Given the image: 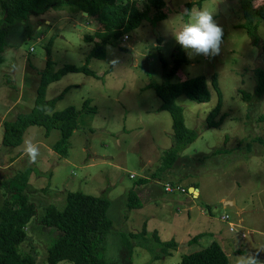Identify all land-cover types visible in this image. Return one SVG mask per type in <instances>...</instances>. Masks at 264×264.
<instances>
[{
    "label": "rangeland",
    "instance_id": "rangeland-1",
    "mask_svg": "<svg viewBox=\"0 0 264 264\" xmlns=\"http://www.w3.org/2000/svg\"><path fill=\"white\" fill-rule=\"evenodd\" d=\"M136 1L141 11L148 8L142 26L108 44L102 58L89 60L96 43L86 40V35L101 30L99 24L66 7L34 15L28 22L5 25L0 181L29 169L37 177L27 194L37 205L38 216L28 227L21 251L36 256L38 264H50L47 247L57 232L43 225L46 210L53 206L62 212L69 193H83L111 202L108 215L112 229L104 252L110 264H182L185 254L214 241L223 244L231 264H240L250 254H258L256 258L264 262V144L255 141L264 139V97L244 98L245 94L254 95L255 70L264 68V20L254 15L264 0H208L202 7L201 0H161L166 4L163 20L148 0ZM189 4L192 10H188ZM201 8L212 11L223 29L219 55H190L174 40V33L189 14ZM250 24L257 26V44L246 28ZM49 48L52 70L65 64L89 63L97 76L70 73L47 88L46 100L64 94L56 111L72 106L82 112L80 128L71 137L69 155L64 158L53 149L61 137L58 130L47 134L43 127H32L25 141L33 143L40 154L37 162L31 163L22 155L24 144L6 148L3 126L33 110ZM161 55L169 70L177 66L173 83L207 76L213 98L203 104L188 95L179 98L187 125L199 132V139L182 154L174 170L159 175L157 182L140 185L141 180L158 174L163 152L174 146L173 117L161 110L162 100L153 88L165 81ZM214 75H218L223 94L219 120H225L220 128H210L207 122L220 102ZM88 100L96 109L93 114L85 111ZM166 181L201 188V198H189L196 201L191 215L183 203L185 195L165 193ZM132 192L139 196L141 209H128ZM223 199L235 201V206L226 205ZM3 203L0 191V207ZM225 216L237 227L236 232L231 231ZM146 224L145 242L149 246L138 245L135 238L124 239L142 233ZM155 234L162 243L175 240L179 246H166L163 251L162 244L154 240ZM200 235H204L202 240L192 241Z\"/></svg>",
    "mask_w": 264,
    "mask_h": 264
},
{
    "label": "trees",
    "instance_id": "trees-1",
    "mask_svg": "<svg viewBox=\"0 0 264 264\" xmlns=\"http://www.w3.org/2000/svg\"><path fill=\"white\" fill-rule=\"evenodd\" d=\"M206 1L208 0H201L199 5L202 7ZM148 2L156 8L159 19H165V15L162 14V10L166 7L164 1L148 0ZM63 7L68 8L72 13L88 14V17L94 19L100 26L101 30L86 35L87 41L96 43L89 60L94 57H104L108 44L130 31L140 29L148 9L145 12L141 11L136 0H0V75L5 62L4 51L7 45L6 23L28 22L34 15L42 16L51 10H59ZM193 8L192 4L188 5V10ZM254 15L264 20V6L255 10ZM246 28L253 38V42L259 43L258 36H256L257 26L250 24ZM48 52L47 68L41 72L34 108L29 113L20 114L16 120L4 123L3 142L6 147L17 148L23 145L26 133L31 127H43L47 134L58 130L61 137L53 148L62 157L67 158L69 142L80 128L82 112L72 106L62 111H56V104L64 94L55 99L46 100L47 88L70 73L97 75L89 63L83 66L65 64L57 70H52L50 48ZM161 59L163 68L166 69L165 81L161 85H153V88L162 100L161 110L168 112L173 117L174 146L163 152L160 158V168L156 174L158 178L161 177L159 175L174 170L182 154L200 136L196 129L187 125L185 109L179 105V98L188 95L193 101L201 104L209 103L213 98L207 76H198L183 83H173L172 78L177 72V66L169 70L168 61H165L162 55ZM255 78L257 82L255 93L254 95L245 94L246 100H251L253 97H264V68L255 70ZM213 85L220 95V102L209 115L207 122L210 128H220L225 118L219 120L223 110V94L218 75H214ZM91 104V100L86 102L85 111L93 114L96 109L91 107ZM255 141L264 144L263 138H257ZM248 145L250 146V144ZM32 175V171L27 170L18 173L14 178L0 181V191L3 192L5 198V203L0 207V264H38L36 256L21 251V245L28 238V227L38 216L37 205L31 202V197L27 194V191L30 190L29 183ZM152 180L157 181L158 179ZM149 182L150 180L144 179L141 180L140 185ZM168 183L177 184L175 182ZM196 188L199 189L198 185ZM110 206L111 202L106 197L96 198L83 193H69L66 196V205L62 212L49 206L43 225L53 228L57 234L47 247L48 263L58 264L62 261H69L72 264H110L104 256L106 238L112 229V221L108 215ZM142 207L143 204L138 195L132 192L128 199V209L135 210ZM146 236L147 224L144 225L142 233H132L129 236H124V239L129 241L131 238H135L138 245L149 246L145 242ZM202 237L203 235L197 236L192 241L198 242ZM154 240L162 244L163 251L166 246H179V242L175 240L162 243L157 234L154 235ZM168 253L166 252V254ZM182 264L231 263L230 255L223 245L219 241H214L203 249L185 254Z\"/></svg>",
    "mask_w": 264,
    "mask_h": 264
},
{
    "label": "clouds",
    "instance_id": "clouds-1",
    "mask_svg": "<svg viewBox=\"0 0 264 264\" xmlns=\"http://www.w3.org/2000/svg\"><path fill=\"white\" fill-rule=\"evenodd\" d=\"M223 29L214 20V13L207 9L192 11L182 27L174 33L175 42L189 54L219 55L223 42ZM23 154L29 162L36 163L38 148L29 141H24ZM256 255L250 254L240 264H264Z\"/></svg>",
    "mask_w": 264,
    "mask_h": 264
},
{
    "label": "crops",
    "instance_id": "crops-1",
    "mask_svg": "<svg viewBox=\"0 0 264 264\" xmlns=\"http://www.w3.org/2000/svg\"><path fill=\"white\" fill-rule=\"evenodd\" d=\"M30 129H32V127H31ZM30 129H29V130H30ZM29 130H28V131H29ZM28 131H27V132H28ZM26 134H27V133H26ZM23 144H24V143H23ZM21 146H22V145H21ZM6 148H7V147H6ZM53 149H54V148H53ZM8 150H9V149H8ZM22 155L24 156V154H22ZM59 155H60V154H59ZM67 158H68V157H67ZM14 159H15V158H14ZM29 170H31L32 173H33L32 177H31V179H30V183H29V186H30V189H31V188L33 187V183L36 182L37 177L34 176L35 171H33V169H29ZM20 171H21V170H20ZM18 172H19V171H18ZM25 172H26V171H25ZM20 173H21V172H20ZM17 174H18V173H17ZM17 174H16V175H17ZM16 175H15V176H16ZM15 176H14V177H15ZM153 176H154L153 179H158V178H155V177H157L156 175H153ZM14 177H13V178H14ZM34 179H35V180H34ZM145 179H146V180H150L151 183H152V182H157L156 180H152L151 178H145ZM8 180H9V179H8ZM150 182H149V183H150ZM166 182H168V181H166ZM149 183H147V184H149ZM181 184H182L183 186H185L186 189H189L190 192H193V189H194V188L197 189V188H196V187H197L196 185H194V186H189V185H188V186H187V185H186L187 183H186V184L181 183ZM197 190H199V194H197V195L195 194V197H194V198H191L190 196H186V195H185L186 197H182V199H183V203L186 204V205H188V207H187L188 209H187V210H188V212H189V215H191L192 211L195 210V207H193L192 204H193V203H196V201H192V200H193V199H196V198H201V195H202L201 188H199V189H197ZM42 191L45 192V194L48 193V190H46V189H42ZM28 192H29V191H28ZM29 195H30V194H29ZM30 197H31V196H30ZM138 197H139V196H138ZM189 198L192 199V200H190ZM139 199H140V198H139ZM222 202H224L226 205H229V204H228V201H227L226 199H223ZM203 211H204V210H202V211L200 210L201 214L205 216L207 213H206V212H203ZM206 226H207V229H208V228H210V229L212 228L210 225H206ZM207 229H206V230H207ZM203 236H204V235H203ZM200 240H202V238H201ZM220 243H221V242H220ZM221 244H222V243H221ZM222 245H223V244H222Z\"/></svg>",
    "mask_w": 264,
    "mask_h": 264
},
{
    "label": "built area",
    "instance_id": "built-area-1",
    "mask_svg": "<svg viewBox=\"0 0 264 264\" xmlns=\"http://www.w3.org/2000/svg\"><path fill=\"white\" fill-rule=\"evenodd\" d=\"M128 36L126 35L124 37V39H127ZM165 193L168 194H183L186 196H190L191 198L195 197V192H190L189 189H186L185 187L179 185V184H169V183H165ZM205 212V211H203ZM224 220L228 223H230V229L232 232H236L237 231V227L231 222L230 217L229 216H225ZM242 237L243 238H247V234L246 233H242Z\"/></svg>",
    "mask_w": 264,
    "mask_h": 264
},
{
    "label": "water",
    "instance_id": "water-1",
    "mask_svg": "<svg viewBox=\"0 0 264 264\" xmlns=\"http://www.w3.org/2000/svg\"><path fill=\"white\" fill-rule=\"evenodd\" d=\"M86 16H88V14H86ZM193 191L195 192L196 195L199 194V190L194 188ZM228 204L229 206H235V201H228Z\"/></svg>",
    "mask_w": 264,
    "mask_h": 264
}]
</instances>
